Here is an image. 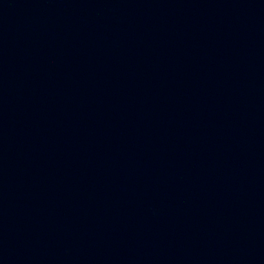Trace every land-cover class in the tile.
Listing matches in <instances>:
<instances>
[{
    "label": "water",
    "instance_id": "1",
    "mask_svg": "<svg viewBox=\"0 0 264 264\" xmlns=\"http://www.w3.org/2000/svg\"><path fill=\"white\" fill-rule=\"evenodd\" d=\"M0 264H264V0H0Z\"/></svg>",
    "mask_w": 264,
    "mask_h": 264
}]
</instances>
